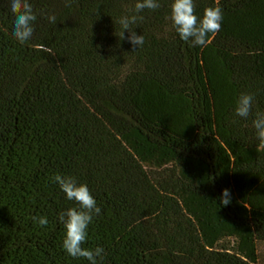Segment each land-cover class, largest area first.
<instances>
[{"label":"trees","instance_id":"1","mask_svg":"<svg viewBox=\"0 0 264 264\" xmlns=\"http://www.w3.org/2000/svg\"><path fill=\"white\" fill-rule=\"evenodd\" d=\"M135 2L30 0L21 45L0 0V264H88L61 248L75 205L56 174L100 207L81 245L104 249L98 264H264V148L232 112L242 91L264 110V0H194L198 17L223 13L202 48L180 40L170 0ZM131 15L137 50L116 22Z\"/></svg>","mask_w":264,"mask_h":264},{"label":"clouds","instance_id":"2","mask_svg":"<svg viewBox=\"0 0 264 264\" xmlns=\"http://www.w3.org/2000/svg\"><path fill=\"white\" fill-rule=\"evenodd\" d=\"M8 11L12 14L10 35L16 42L23 45L33 35V24L37 14L30 0H7ZM160 7L159 0H136L135 12L142 10H156ZM223 18L219 6L205 7L199 17L194 13V0H170L167 20L171 21L172 27L180 40L190 42L189 46L204 47L208 43V34H215L220 30ZM135 15L121 16L116 22L120 26L119 37L124 39L127 30V40L136 50L144 44V36L137 35L130 28L137 21ZM49 23H55L54 15H47ZM255 94L240 92L234 98L232 109L234 117L247 119L252 115V126L258 147L264 148V110L253 111ZM50 180L58 185L59 191L64 194V199L74 202V207H68L58 214V220L63 226L64 234L61 242L62 250L72 258H84L88 264H98V259H103L104 249L100 246L94 248H82L88 236V227L92 223L93 216L100 214V207L87 184L78 183L74 176L59 174L50 177ZM220 204L227 206L231 200L230 189L223 188L220 193ZM33 223L39 227L48 224L45 216H34Z\"/></svg>","mask_w":264,"mask_h":264}]
</instances>
